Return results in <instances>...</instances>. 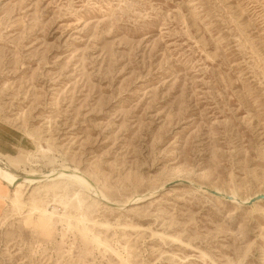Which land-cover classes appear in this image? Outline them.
<instances>
[{
	"label": "rangeland",
	"instance_id": "rangeland-1",
	"mask_svg": "<svg viewBox=\"0 0 264 264\" xmlns=\"http://www.w3.org/2000/svg\"><path fill=\"white\" fill-rule=\"evenodd\" d=\"M0 120V264H264V0H0Z\"/></svg>",
	"mask_w": 264,
	"mask_h": 264
},
{
	"label": "bare ground",
	"instance_id": "bare-ground-1",
	"mask_svg": "<svg viewBox=\"0 0 264 264\" xmlns=\"http://www.w3.org/2000/svg\"><path fill=\"white\" fill-rule=\"evenodd\" d=\"M35 177V178H34ZM39 176H16L13 173L9 172L7 169L3 168L0 166V179H7L8 181L14 183L12 185H9L10 187L14 188L15 186H19L21 184H26V185H33L38 182L37 178ZM41 178H45L47 181H54L57 179H63V180H69V181H74L76 183H79L82 187L87 189L90 193H93V195H99L100 198L106 199V197L101 194L96 187L88 181L83 175H81L80 172L78 171H69L67 169H61L55 173L48 174L46 176H40ZM44 180V179H43ZM205 191H208L209 189L204 188ZM213 191V190H212ZM216 193H220L218 190H214ZM211 193V192H210ZM221 194V193H220ZM228 196L231 197V202H241L239 198L236 197L234 194H227ZM225 195V196H227ZM224 199V198H223ZM246 202V201H245ZM241 204V203H240ZM252 204V203H251Z\"/></svg>",
	"mask_w": 264,
	"mask_h": 264
},
{
	"label": "crops",
	"instance_id": "crops-1",
	"mask_svg": "<svg viewBox=\"0 0 264 264\" xmlns=\"http://www.w3.org/2000/svg\"><path fill=\"white\" fill-rule=\"evenodd\" d=\"M29 137L21 133L14 126L0 120V156H12L19 149H26L31 146ZM10 184L0 180V201L8 194L12 187ZM5 203H0V215L3 212Z\"/></svg>",
	"mask_w": 264,
	"mask_h": 264
},
{
	"label": "water",
	"instance_id": "water-1",
	"mask_svg": "<svg viewBox=\"0 0 264 264\" xmlns=\"http://www.w3.org/2000/svg\"><path fill=\"white\" fill-rule=\"evenodd\" d=\"M217 194H219V193H217ZM227 198L231 199L230 196H227ZM257 198H264V193L259 194L257 197L253 198L252 200H255V199H257Z\"/></svg>",
	"mask_w": 264,
	"mask_h": 264
}]
</instances>
